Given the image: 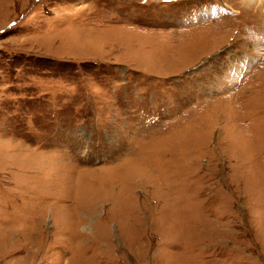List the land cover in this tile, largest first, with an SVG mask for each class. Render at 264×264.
Masks as SVG:
<instances>
[{
	"label": "rangeland",
	"instance_id": "1",
	"mask_svg": "<svg viewBox=\"0 0 264 264\" xmlns=\"http://www.w3.org/2000/svg\"><path fill=\"white\" fill-rule=\"evenodd\" d=\"M260 1L0 0V264H264Z\"/></svg>",
	"mask_w": 264,
	"mask_h": 264
},
{
	"label": "bare ground",
	"instance_id": "2",
	"mask_svg": "<svg viewBox=\"0 0 264 264\" xmlns=\"http://www.w3.org/2000/svg\"><path fill=\"white\" fill-rule=\"evenodd\" d=\"M258 1H260V0H258ZM259 4H260L261 7H264V1L261 0V1L259 2ZM255 5H256V4H255ZM257 5H258V4H257ZM261 7H260V8H261ZM257 10H258V9H257ZM263 28H264V27H263ZM260 30H261V29H260ZM224 35H225V32H224ZM203 47H204V46H203Z\"/></svg>",
	"mask_w": 264,
	"mask_h": 264
},
{
	"label": "crops",
	"instance_id": "3",
	"mask_svg": "<svg viewBox=\"0 0 264 264\" xmlns=\"http://www.w3.org/2000/svg\"><path fill=\"white\" fill-rule=\"evenodd\" d=\"M156 34V33H155Z\"/></svg>",
	"mask_w": 264,
	"mask_h": 264
}]
</instances>
